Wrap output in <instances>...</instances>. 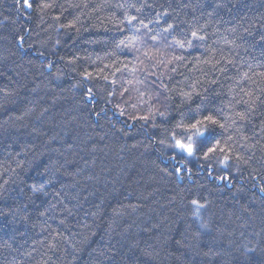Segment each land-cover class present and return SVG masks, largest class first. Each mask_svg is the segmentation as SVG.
Wrapping results in <instances>:
<instances>
[{"label":"trees","instance_id":"16d2710c","mask_svg":"<svg viewBox=\"0 0 264 264\" xmlns=\"http://www.w3.org/2000/svg\"><path fill=\"white\" fill-rule=\"evenodd\" d=\"M30 3L0 0V264H264V0Z\"/></svg>","mask_w":264,"mask_h":264},{"label":"snow or ice","instance_id":"6c2138e0","mask_svg":"<svg viewBox=\"0 0 264 264\" xmlns=\"http://www.w3.org/2000/svg\"><path fill=\"white\" fill-rule=\"evenodd\" d=\"M23 4H24L25 7H28V8H30L32 6L31 3H30V0H23ZM129 23H131V20L129 21ZM68 27H74V25L73 24H69ZM165 31H167V29ZM192 36L196 37L197 34L195 32H193ZM21 39H23V38H21ZM153 39H155V37H153ZM199 39H203V37H199ZM176 43L178 44L179 47L184 48V44L183 43H181L179 41H176ZM188 44L191 45V41H188ZM176 59H183V57H176ZM85 78H87V77H85ZM163 115L164 114L161 113L162 117H163ZM243 118H244V116L241 115V119H243ZM139 119L146 121L148 119V117H139ZM205 124H211V125L215 126V125L218 124V121L216 119H214L211 115H208V116H205L204 119L197 120L196 123L191 124V126L188 127L186 130L187 131H194L197 135L203 136L204 133L200 132L198 125H205ZM219 127L223 128L224 125L223 124H219ZM160 142L164 143L163 140H161ZM174 147L179 149V150H181V151H183V152H186L189 156H192L194 154V152H195V148H194V145L192 143H184L183 141H181L179 139L175 140ZM216 151H217V148L210 147L208 149L209 153H215ZM205 158H207V154H205ZM225 166H227V164H225ZM177 171H179V169H177Z\"/></svg>","mask_w":264,"mask_h":264},{"label":"rangeland","instance_id":"374dc122","mask_svg":"<svg viewBox=\"0 0 264 264\" xmlns=\"http://www.w3.org/2000/svg\"><path fill=\"white\" fill-rule=\"evenodd\" d=\"M135 46H139V45H141V44H144V43H142L141 42V36L139 35V33H137L136 34V36H135ZM149 40H151V39H149ZM153 40V39H152ZM157 42V45L159 46V47H161V46H163L164 47V49H166V50H168V48L166 47V45H170V42L168 41V40H165L164 41V43H163V40H160V41H156ZM146 44V43H145Z\"/></svg>","mask_w":264,"mask_h":264}]
</instances>
